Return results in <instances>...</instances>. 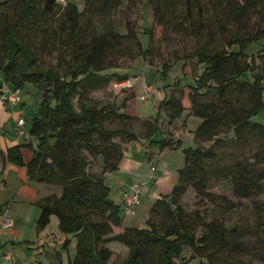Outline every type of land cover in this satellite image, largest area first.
Returning a JSON list of instances; mask_svg holds the SVG:
<instances>
[{
	"label": "trees",
	"instance_id": "16d2710c",
	"mask_svg": "<svg viewBox=\"0 0 264 264\" xmlns=\"http://www.w3.org/2000/svg\"><path fill=\"white\" fill-rule=\"evenodd\" d=\"M185 1L188 10L198 4L197 0ZM242 1L244 5L235 0L231 3L229 19L240 22L251 9L264 2ZM10 2L22 4L12 23L2 11V7ZM82 2V13L71 0H1L0 3V89L3 83L10 84L12 90H19L30 83L42 93V102L29 129V136L36 139L35 147L32 144L15 145L5 152L0 150L1 172L6 163L25 167L28 181L62 188L59 197L50 195L36 203L39 209L37 229H44L50 218L55 216L61 232L74 236L75 257L67 264H107L112 254L106 247L110 242L128 249L127 257L118 264H176L174 261L180 259L185 249L193 253L191 259H200L194 254L202 253L214 243L221 248L244 253L246 248L241 244L239 232H227L215 221L206 224L203 233L196 236L195 228L189 223V215L180 206V199L188 188H192L197 197L213 201L206 192L208 162L211 164L218 158L212 149L226 141L220 138L224 132L232 133L229 141L235 144L241 157L235 161L229 179L232 194L241 199L264 194V125L252 121V117L264 107V49L259 55V64L250 62L242 51L231 50L236 44L243 46L264 37V31L254 36L233 35L227 41V49L210 53L207 46H202L182 58L197 68L201 67V74L194 80V86L188 87L187 103L170 96L162 100L161 107L167 110L171 119L184 110L200 119L193 131L196 146L183 149L184 165L177 171V183L167 196L154 200L145 227H128L114 234L112 228L119 227L122 221L120 207L109 198V188L102 175L116 172L122 160L123 147L115 139L128 143L138 136L124 128L107 129L103 120L112 118L131 122L136 119L107 107H87L81 104V98L107 87L111 81H128L126 74L109 72L117 69V59L145 58L154 50L155 43L153 30H150L147 49L141 48L135 54L118 50L122 40L141 46L137 33L128 25H125V36L109 30L92 36L90 42L83 41L80 17L89 13L96 3L94 12H113L120 7L122 0ZM165 4L166 9L157 21L162 28L166 26L168 11L175 6L174 0H165ZM62 11L65 21L60 25V31L69 29L70 56L67 71L61 76L49 69L36 68L35 54L21 37L25 27L49 35L50 30L42 22ZM114 54H117V59L109 60ZM179 60L177 56L172 60L162 58L161 75L165 76L173 62ZM205 96H211L213 101H204ZM76 101L79 102L78 110ZM143 125L155 133L157 125L154 121L144 120ZM160 144L177 147L180 142L168 138ZM23 148L32 152L28 163H24ZM84 152L92 158L102 157L99 177L89 173ZM216 169L228 172V168ZM2 207L0 205V216L5 210ZM250 229L264 233V221H258ZM197 264L215 263L206 258L205 262Z\"/></svg>",
	"mask_w": 264,
	"mask_h": 264
},
{
	"label": "rangeland",
	"instance_id": "374dc122",
	"mask_svg": "<svg viewBox=\"0 0 264 264\" xmlns=\"http://www.w3.org/2000/svg\"><path fill=\"white\" fill-rule=\"evenodd\" d=\"M71 1L82 13L84 6L82 0ZM233 1L197 0L198 4L193 8L189 7L188 10L185 0H174L175 6L168 11L167 23L164 28L159 27L157 21L166 9L165 0H122L118 9L104 14L94 12L97 7L96 3L89 13H84L79 19L83 41L90 42L89 39L92 36L105 34L109 30L125 36V25H128L137 33L141 46L139 48L135 42L122 40V45L118 50L135 54L141 48L142 50L147 49L150 30H153L155 47L145 58L117 59V54L110 56L109 60L117 59L118 67L109 72L120 75L126 74L129 76V80L124 83L111 81L107 87L90 92L81 98V104L97 109L107 107L135 117L136 120L131 122L107 118L103 120V123L110 130L124 128L135 133L138 138L130 142L132 144L140 142L144 145L146 143V149L156 148L155 157L158 159L159 156L172 152L171 156L173 157L163 163V168H167L168 171L183 167V149L196 146L193 141V131L197 128L200 120L190 115L186 110L171 119L167 115V110L161 107V101L164 97L173 96L177 100H181L182 103L188 102V87L194 86V80L201 74L202 68H197L192 62L183 61L182 58L185 55L202 46H207L210 53L223 48L227 49V41L233 35L254 36L264 31V2L251 9L238 22L229 19ZM235 1L244 5L242 0ZM21 7V2H10L2 7V11L12 23ZM64 21L65 17L62 11L42 22L50 30L49 35L25 27L21 37L35 54L36 68L49 69L61 76L67 71V61L70 56L69 29L60 31V25ZM263 49L264 37L243 46L236 44L231 50L242 51L250 62L259 64L261 63L259 55L262 54ZM173 56H177L180 60L173 62L165 76H162L159 72L161 59L172 60ZM0 81L2 82L1 74ZM3 86L5 87L7 84L3 83ZM147 88H151L153 93L144 94V90ZM136 93L140 94L137 95ZM18 98L26 102V106L20 111V116L23 117L21 119H25L28 128L31 126L42 102V93L32 84L26 83L19 89ZM203 100L213 101V98L205 96ZM75 107L77 110L79 109V102L76 101ZM18 117L17 112L15 118L12 117V121L16 122ZM185 118L189 119L186 123L184 122ZM140 119H153L157 125L156 134L151 133V130L148 131L143 125V121H139ZM252 121L264 125V107L252 117ZM165 127L171 131L174 127L178 128V131H180L179 129L184 130L183 144L177 147L161 146L160 142L169 138V133ZM179 135L182 136L180 132ZM153 136L152 141L145 140V138L149 139ZM220 138L226 141L216 144L212 149L218 158L211 164L208 162L209 173L206 192L212 196L213 201L197 197L196 192L192 188H188L180 199V206L189 215V223L195 228L196 236L203 233L206 224L215 221L223 225L228 230L227 232L237 230L241 236V244L246 249L244 253H236L232 249H224L219 244L214 243L202 253L194 254L201 257L200 259H191L193 253L185 249L180 259L174 261L176 264H197L199 261L205 262L206 258H211L215 264H264V233L250 229L258 221H264V214L262 213L264 194L252 199H241L232 194V185L229 179L234 171L235 161L241 157L235 144L229 141L232 138L231 132H224ZM32 140L35 147L36 139L32 138ZM115 140L121 143L123 154L126 155L125 143L120 138ZM50 142L52 143L53 140ZM25 149L29 150L28 148ZM29 151L31 152V150ZM83 154L89 164V173L99 177L101 173H99L96 158H92L86 152ZM143 155L147 158L146 150H143ZM155 167L157 166L155 165ZM216 167L228 168V172L220 171ZM111 178L113 177L108 173L104 182L106 185L112 180L115 183L111 184L109 188V198L118 205L121 186L125 187L126 185L120 178L117 181ZM10 185L8 189L2 190L0 198L8 199L12 195V208L8 212L14 221V226L5 231H2L0 227V256L12 245L13 260L18 264H49L57 261L61 255L64 264H67L69 260L73 261L76 244L74 236L61 232L58 219L55 216L51 217L50 223L44 229H37L36 216L38 212L34 211L37 209L24 202L23 194L17 198L16 182L12 180ZM141 200L142 205L138 208L137 214L132 217L133 221L128 219L133 225L130 226L131 228H144L149 216V210L146 211V206L148 207L150 202L144 197ZM44 243H47V246ZM55 244H58L57 250H53L52 246ZM110 244L113 251H111L112 254L107 264H118L124 261L128 249L115 242H110L107 246ZM0 264H3L1 258Z\"/></svg>",
	"mask_w": 264,
	"mask_h": 264
},
{
	"label": "crops",
	"instance_id": "0c3cea01",
	"mask_svg": "<svg viewBox=\"0 0 264 264\" xmlns=\"http://www.w3.org/2000/svg\"><path fill=\"white\" fill-rule=\"evenodd\" d=\"M0 84H1V81H0ZM12 89L13 88L10 84H7V86L5 87L2 85L0 92L2 93L3 96L6 97V94L4 95V93L7 90H12ZM136 94L138 95L140 93H136ZM24 106H26V102L23 99H21L19 104L17 105H14L10 102H5L3 104H0V150L3 152H5L9 147H12L15 145H27V144L34 145L32 138L29 136L30 127L27 128L25 119H24V125L21 127L18 126V121L21 118H23L22 115L20 116L21 114L20 111L23 110ZM17 112L19 116L18 119L17 120L15 119L16 122L12 121V117L15 118ZM144 120L154 121L153 119H142V120L140 119L139 121H144ZM187 120L189 119L185 118L184 122L186 123ZM165 129L169 133V136H168L169 138H171L174 142L179 141L180 144H183L182 138H185L184 130L179 129L180 131H178V128L176 127H174L172 131L168 127H165ZM179 132L182 134V136L179 135ZM152 138H154V136L149 139L145 138V140L152 141ZM115 142H117L118 144H121L116 140ZM125 145L127 148L125 151L126 155L123 154L118 170L116 172L109 173L111 177H113L111 179H114V181L115 180L117 181L120 178L123 181V183L126 185L125 187L121 186V193L118 195V198L120 200L118 206L119 207L121 206L124 195L130 193L129 187L131 185L135 183L144 182L146 183V187L143 190L142 197L147 198L150 202L148 203V207L146 206V211L148 212L149 208L151 207L155 199L159 198L160 196H167L171 192L172 188L177 183V171L181 169L182 167L175 169L173 171H170V170L168 171L167 168H163L164 161L173 157L171 156L173 154L172 152H170L169 154H163L162 156H159L160 158L158 159L155 157L156 148L150 147L146 149V146H147L146 143L144 145L140 142L138 144H134V143L132 144L130 142V143H125ZM143 150H146L147 158L144 157ZM22 156H23L24 163H28L32 158V153L29 150L23 148ZM96 163L98 164L97 167L99 169V173H101L102 164H103V159L101 156L96 157ZM155 165L157 167H155ZM1 169L2 168L0 164V174H1L0 194L4 188L8 189L9 186H11L10 184H12V180L16 182V185L18 188L17 198H19L20 195L22 196L23 194V197L25 198L24 202L34 207L35 209H37V210H34L36 211V213L38 212L36 216V220L39 215V209L37 208L36 203L39 200L45 197H48L50 195H55L59 197L62 193V188L58 185H47V184L38 185V184H35L33 181H28L27 176H26L25 167H17V166L6 163L3 168L4 169L3 173L1 172L2 171ZM106 176H108V173H105L102 175L104 181H106ZM112 182L109 181V183L105 185L108 188H110L111 184L112 185L115 184L114 182L113 183ZM27 189H29V191H32V192L27 191ZM115 200H117V197H115ZM0 205H3L2 209L3 210L5 209L7 211L8 216L10 217L8 211H10V209L12 208V195H10L8 199L0 198ZM141 205H142V200L140 204L137 207H135L134 213L129 216H124L120 211L119 216L122 219L121 225L119 227L114 226L112 228L114 234H118L122 232L124 228L133 226L130 224V221H128V219H132V217H134L137 214V210ZM131 221H133V219ZM30 243L33 244V242H30ZM44 244L45 246H47V243H44ZM111 244H114V243H111ZM111 244L108 246L106 245V247L110 251H113ZM52 247H53V250H57L58 244H55ZM11 248H12V245H10V249ZM2 255L0 256L1 260H2ZM63 260H64L63 256L61 255L60 257H58L57 261L53 263H49V264H64ZM40 264H44V263H40Z\"/></svg>",
	"mask_w": 264,
	"mask_h": 264
},
{
	"label": "built area",
	"instance_id": "2783aa9c",
	"mask_svg": "<svg viewBox=\"0 0 264 264\" xmlns=\"http://www.w3.org/2000/svg\"><path fill=\"white\" fill-rule=\"evenodd\" d=\"M19 90H7L4 95L6 94V97L1 95L0 96V104H3L5 102H10L14 105L19 104L20 100L18 98ZM153 93V90L151 88H147L144 90V94L149 95ZM24 120L20 119L18 121V126H23ZM146 187V183H135L129 187L130 193L124 195L120 211L124 216H129L134 213L135 207H137L142 198L143 190ZM13 219L10 218L7 214V211L4 210L2 212V215L0 216V227L2 231L8 230L13 227ZM2 262L3 264H18L14 262L13 255L11 249L6 250L2 255Z\"/></svg>",
	"mask_w": 264,
	"mask_h": 264
}]
</instances>
